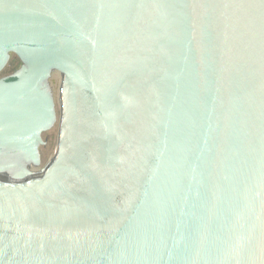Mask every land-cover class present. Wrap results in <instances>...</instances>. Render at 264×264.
<instances>
[{"label": "water", "instance_id": "95a60500", "mask_svg": "<svg viewBox=\"0 0 264 264\" xmlns=\"http://www.w3.org/2000/svg\"><path fill=\"white\" fill-rule=\"evenodd\" d=\"M0 264H264V0H0Z\"/></svg>", "mask_w": 264, "mask_h": 264}, {"label": "flooded vegetation", "instance_id": "af4514ba", "mask_svg": "<svg viewBox=\"0 0 264 264\" xmlns=\"http://www.w3.org/2000/svg\"><path fill=\"white\" fill-rule=\"evenodd\" d=\"M12 75H13V73H11V74L8 75L7 77H4V78H2V79H0V80H3V81H9V80L12 79Z\"/></svg>", "mask_w": 264, "mask_h": 264}]
</instances>
